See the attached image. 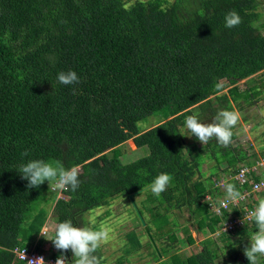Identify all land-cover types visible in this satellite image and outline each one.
I'll use <instances>...</instances> for the list:
<instances>
[{"label": "trees", "instance_id": "16d2710c", "mask_svg": "<svg viewBox=\"0 0 264 264\" xmlns=\"http://www.w3.org/2000/svg\"><path fill=\"white\" fill-rule=\"evenodd\" d=\"M127 4L0 0V264H25L15 249L45 253L37 237L52 208L54 225L71 219L83 227L88 224L79 226L76 217L90 215L111 197L128 199L130 208L123 216L129 220L139 218L132 202L138 203L146 225L168 219L164 224L172 225L171 230L154 228L164 237L182 227L181 214L193 219L201 240L195 252L160 261L155 251L157 264H217V249L232 252L256 229L252 220L224 230L243 208H221L226 192L216 186L248 159L240 146L232 145L239 138V121L230 149L221 151L214 139L190 146L183 132L185 117L179 114L186 111L185 116L207 123L220 110L239 112L254 104V88L242 89L239 82L264 71V22L258 13L264 0ZM232 10L241 23L227 28L224 18ZM68 70L77 73L79 83L58 82V73ZM221 83L229 86L228 92L213 95ZM153 116L156 125L138 132V125ZM131 139L138 149L149 150L140 166L120 161L116 147ZM34 159L54 166L59 161L66 168L79 165L78 189L63 190L66 197L58 199L47 181L28 188L18 169ZM207 163L212 164L210 176L204 171ZM160 173L171 179L159 197L148 190L129 199ZM227 183L238 190L248 187ZM182 229L187 242L195 244L190 229ZM156 231L153 236L159 235ZM52 252L45 254L55 260L61 255L60 250ZM63 254L71 264V250ZM94 254L101 259L100 250ZM230 261H235L233 254Z\"/></svg>", "mask_w": 264, "mask_h": 264}, {"label": "rangeland", "instance_id": "374dc122", "mask_svg": "<svg viewBox=\"0 0 264 264\" xmlns=\"http://www.w3.org/2000/svg\"><path fill=\"white\" fill-rule=\"evenodd\" d=\"M128 2V7L131 6L136 0H126ZM142 1H148V0H142ZM170 2L174 0H169ZM258 13L261 14L262 20L264 22V6L260 7L258 9ZM261 23V22H260ZM259 23V24H260ZM239 85L242 89L248 88L251 86L253 91L255 92L254 95V104L253 105H247V107L243 111H239L240 114V129H239V138L232 143L233 147H239L244 150L248 155V159L246 162H244L243 166H246V164H251L252 162L260 161L264 158V71H261L257 74L250 75L244 79H241V82H239ZM221 89L217 91L215 96L227 93L229 90V86H225L222 83L220 84ZM194 112V111H193ZM196 112V110H195ZM186 111L180 113L179 115L185 116ZM174 118V117H173ZM157 118L155 116L149 117L148 119L141 122L137 127V131H145L148 128H151L156 125ZM184 134L187 137V142L190 146L194 142H197L198 139L195 136L189 137L190 133L186 131L184 128L183 130ZM219 145V144H218ZM231 145V146H232ZM121 151V157L120 161L127 165L132 162H137V165L140 166L141 164V158L148 155L149 150L147 148L145 149H138V147L133 144L132 140L127 141L126 143H121L119 146L116 147ZM224 147L219 145V149L222 151ZM228 150L230 149V146H227ZM108 155L112 156V152H108ZM139 160V161H138ZM211 163H207L204 166V171L207 173V175L210 176V168ZM240 165V166H241ZM52 184V183H51ZM51 184H48L50 186L49 188L51 190H57L54 185L53 187ZM58 192V199L59 198H65V194L63 190H57ZM51 192L48 191L47 197L51 198ZM262 196V194L259 196V198ZM259 200V199H258ZM258 202V201H257ZM135 204V203H134ZM135 204V207H139ZM257 204V203H256ZM52 207V204H49V207ZM130 206L128 203V199L120 197V198H114L111 197L109 199V203L102 208L96 209L95 212L91 213L90 215L83 216L79 214L76 217L77 224L79 226L83 224H88L87 227H96L97 223L100 221H107L110 222L108 225L104 226L101 225L100 228L107 229V227H114L108 230L109 232V239L102 243L100 248H98V251L100 250L101 253V264H157L155 261V250L154 247L151 244L150 237L147 234V230L145 226H142L139 222V218H124L123 214H128ZM138 209V208H137ZM49 210V209H48ZM53 211V208H52ZM50 212L47 214V217L45 218V225H47V232L45 234L46 238L40 234L38 238H42L43 244L41 245L43 251L45 253H53L52 249L55 251H58L51 240L54 235L53 232L55 231V225L53 224L55 221L53 220V212ZM93 215V216H91ZM91 216V217H90ZM148 217V216H147ZM168 219L161 220V222H155L154 224L147 225L148 230L154 234L156 231L155 229L163 228L166 230H171L173 227L170 224H164ZM179 224H181L182 227H187L190 229V234H192L193 238L196 240L195 244H190L187 242L185 236V233L183 232L182 227L179 229L177 228L174 232V235L166 236L162 235L159 230V235L155 234L154 239L156 241V244L159 248V251L163 250L165 248L167 250L166 254H162L159 256L160 261H165L169 258H171V255L174 254H182L185 253L188 256L192 255L195 252V248L199 245L201 240L199 239L200 236L197 234V230H195V226L193 224V219L189 217L187 214H181L178 217ZM114 221H116V224H120L121 227H118L117 225H114ZM197 221V220H196ZM163 223V224H160ZM152 229H151V228ZM94 228V229H96ZM155 228V229H154ZM98 230V229H97ZM156 231V232H157ZM256 231V229H255ZM254 230H251V234L255 232ZM258 231V230H257ZM250 234V235H251ZM250 235L244 239V241L241 242L239 246H234V250L231 252L229 247L226 248V250H216L217 254V264H249V261L244 255V248L247 246L250 241L249 237ZM210 236V235H209ZM224 236V235H223ZM232 242H235L236 238L231 237ZM213 241H217V238H212ZM165 242L167 244H165ZM187 242V243H186ZM220 241H218L219 244ZM221 243V242H220ZM140 245V246H139ZM194 245V248L193 246ZM33 246L35 247V244L33 243ZM139 246V247H138ZM218 246L222 247L223 244H219ZM132 247H136L135 249H132ZM217 245H212L211 248H216ZM200 247L199 249H201ZM182 252V253H179ZM157 253V252H156ZM231 254L234 255L233 262L230 261ZM220 256V257H219ZM171 259H169L170 261ZM258 264H264V256H261L258 258Z\"/></svg>", "mask_w": 264, "mask_h": 264}, {"label": "clouds", "instance_id": "9594fccd", "mask_svg": "<svg viewBox=\"0 0 264 264\" xmlns=\"http://www.w3.org/2000/svg\"><path fill=\"white\" fill-rule=\"evenodd\" d=\"M224 19L225 27L227 28L238 26L241 23V18L235 10L229 11ZM57 80L63 85L79 83V77L73 70L59 72ZM239 120L240 114L238 111L225 109L220 110L215 117L207 123L201 122L195 115H187L185 117L184 127L186 131L190 133L188 136H195L202 145H206L209 141L214 139L219 145L227 147L232 142V129L237 125ZM27 154V152L23 153L25 156ZM253 163L255 162L246 164V166L252 165ZM242 167L244 166L242 165L237 169V173ZM18 171L21 178L28 181V188H38L41 184L47 181L48 184L54 182V187L57 190H66L70 188L72 191H76L81 183L79 179L80 166L75 165L66 168L59 161H57L54 166L52 163L46 162L42 159L29 160L27 163L21 164ZM237 173L229 178L224 177L221 182H217L216 186L226 192V195L222 198V200L225 198V201H222L221 203L226 204L229 200H238L242 198V190L249 189L250 186L248 183H243L235 179ZM170 179L171 178L167 173L158 174L149 184V189L153 195L159 197L161 193L166 191ZM229 180H234L241 185L247 184L248 187H241L238 190L235 184L227 183ZM258 199L259 197L256 194V199L241 206L243 210L247 208L253 209L249 215L255 224V228L258 229V231L256 230L250 235V243L244 248V255L249 261V264H258V258L264 256V198ZM256 200H258V202L255 205ZM252 203H254L253 207H249ZM131 204L135 207L134 202ZM135 210L139 216V222L142 226L146 227L152 246L154 247L153 243L157 246L152 233L147 228V225H143L141 222V219L145 222V218L137 207H135ZM112 228L114 229V227ZM46 232L47 225L42 227L39 233L46 238ZM108 239L109 232L107 229L100 228L97 230L87 226L76 227L74 226L73 221L69 219L63 222H58L55 225V235L48 240H51L54 247L61 251V255L57 257L55 264H66V258L63 253L68 250H71L73 254L71 264H101L100 259L94 253H96L102 243ZM155 251L157 252L156 249ZM158 252L157 254L161 256L162 253L159 251V248ZM22 258L25 260V253ZM27 264H45V261L43 257H39L27 260Z\"/></svg>", "mask_w": 264, "mask_h": 264}, {"label": "built area", "instance_id": "2783aa9c", "mask_svg": "<svg viewBox=\"0 0 264 264\" xmlns=\"http://www.w3.org/2000/svg\"><path fill=\"white\" fill-rule=\"evenodd\" d=\"M235 179L243 183H248L250 187L249 189L242 190V198L238 200H229L226 202V204L221 203V208L233 207L241 210L240 208L242 205L248 204L249 201L256 199V194L264 191V158L260 161H256L252 165L242 167L237 173ZM222 201H225V198ZM221 208H219L217 211L220 212ZM252 210L253 209L247 208L243 211H240V214L235 216L233 221H229L227 223V227L224 228V230L233 229L236 226H247L250 224L252 218L249 214ZM24 253L25 260L22 258ZM14 254L18 260L24 262L25 264H27V260L36 259L39 257L44 258L45 264H55L56 262L52 256L46 255L44 253H38L35 249H30L29 251L26 249H15Z\"/></svg>", "mask_w": 264, "mask_h": 264}, {"label": "water", "instance_id": "95a60500", "mask_svg": "<svg viewBox=\"0 0 264 264\" xmlns=\"http://www.w3.org/2000/svg\"><path fill=\"white\" fill-rule=\"evenodd\" d=\"M170 178H171V176H170ZM148 190H150V189H149V186L146 187V188H144V189H142V190H140V191H138V192H136V193H133L132 195H130L129 198H130V200H133V198H134L135 196H137V195L140 194V193H144V192H146V191H148ZM141 222H142L143 225H145L144 220L141 219ZM153 245H154L155 249H156L157 252H158V248H157V246L155 245V243H153ZM158 253H159V252H158Z\"/></svg>", "mask_w": 264, "mask_h": 264}, {"label": "crops", "instance_id": "0c3cea01", "mask_svg": "<svg viewBox=\"0 0 264 264\" xmlns=\"http://www.w3.org/2000/svg\"><path fill=\"white\" fill-rule=\"evenodd\" d=\"M43 237V236H42ZM42 239V238H41ZM44 240V239H43Z\"/></svg>", "mask_w": 264, "mask_h": 264}]
</instances>
